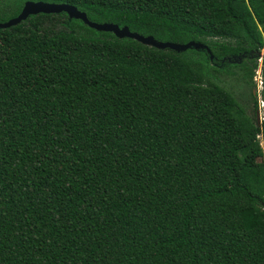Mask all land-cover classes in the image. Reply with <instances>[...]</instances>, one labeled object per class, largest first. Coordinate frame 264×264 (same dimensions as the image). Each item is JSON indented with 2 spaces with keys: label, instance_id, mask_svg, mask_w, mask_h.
I'll return each instance as SVG.
<instances>
[{
  "label": "trees",
  "instance_id": "16d2710c",
  "mask_svg": "<svg viewBox=\"0 0 264 264\" xmlns=\"http://www.w3.org/2000/svg\"><path fill=\"white\" fill-rule=\"evenodd\" d=\"M26 1L203 46L62 11L0 28V264H264V0H0V22Z\"/></svg>",
  "mask_w": 264,
  "mask_h": 264
},
{
  "label": "water",
  "instance_id": "95a60500",
  "mask_svg": "<svg viewBox=\"0 0 264 264\" xmlns=\"http://www.w3.org/2000/svg\"><path fill=\"white\" fill-rule=\"evenodd\" d=\"M64 12L68 16V18L80 19L85 25L90 28H93L98 31H110L116 37H128L134 40H137L145 45L153 46L156 48H164L168 47L174 50H184L188 47H193L195 49L202 47V44L195 43L193 41H189L185 44H177L171 42H158L153 40L150 36H142L140 34L130 32L127 27H118L112 23H96L90 21L86 18L85 14L81 11H78L74 6L66 3H46L42 1H26L23 3L19 13L9 18L4 22H0V28H6L11 25H15L21 20L25 19L28 15L37 14V13H58ZM257 118V113H256Z\"/></svg>",
  "mask_w": 264,
  "mask_h": 264
},
{
  "label": "rangeland",
  "instance_id": "374dc122",
  "mask_svg": "<svg viewBox=\"0 0 264 264\" xmlns=\"http://www.w3.org/2000/svg\"><path fill=\"white\" fill-rule=\"evenodd\" d=\"M263 56L262 50L258 54V60H257V67L253 71V81L255 82V92H256V100H257V120H261V107H262V101L260 100L259 90L261 89V75H260V67H261V58ZM234 59H237L236 57ZM223 82L225 84V87H227L232 93H234L237 96H240L242 93L240 90H244V86L239 82L235 81L230 78H223ZM241 100V97L239 98ZM242 101V100H241ZM243 102V101H242ZM247 107L250 109L251 104L250 101L247 103Z\"/></svg>",
  "mask_w": 264,
  "mask_h": 264
}]
</instances>
